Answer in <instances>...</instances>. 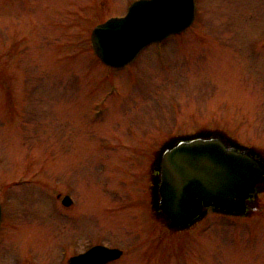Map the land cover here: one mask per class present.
<instances>
[{
  "label": "rangeland",
  "instance_id": "1",
  "mask_svg": "<svg viewBox=\"0 0 264 264\" xmlns=\"http://www.w3.org/2000/svg\"><path fill=\"white\" fill-rule=\"evenodd\" d=\"M133 1L0 0V264L93 244L123 250L107 264H264V211L175 234L149 177L160 143L199 127L264 151V0H197L183 34L109 67L90 31Z\"/></svg>",
  "mask_w": 264,
  "mask_h": 264
},
{
  "label": "water",
  "instance_id": "2",
  "mask_svg": "<svg viewBox=\"0 0 264 264\" xmlns=\"http://www.w3.org/2000/svg\"><path fill=\"white\" fill-rule=\"evenodd\" d=\"M193 17V0H139L125 17L96 26L92 44L104 62L121 66L149 42L180 32ZM262 173L264 169L253 154L225 145L221 136L183 140L163 154L160 208L173 227L189 224L206 206L244 212L246 199L252 196ZM63 203L69 204V197L65 196ZM121 253L117 248L96 245L68 262L102 264Z\"/></svg>",
  "mask_w": 264,
  "mask_h": 264
},
{
  "label": "flooded vegetation",
  "instance_id": "3",
  "mask_svg": "<svg viewBox=\"0 0 264 264\" xmlns=\"http://www.w3.org/2000/svg\"><path fill=\"white\" fill-rule=\"evenodd\" d=\"M205 135H209V132H203V133H198L197 135H195L196 137L198 136H201V137H204ZM195 136H191L190 138H193ZM226 140L230 143V144H240L241 147L239 148H247L246 145H244L243 143L241 142H237L235 141V139L231 138V137H225ZM254 152H255V155L256 157L262 162V164L264 165V151L261 150V149H252ZM264 189V175H263V178L261 180V182L258 184L257 186V190H262ZM257 195H258V192L256 194H254V196L252 198L249 199V205H248V212L247 213H250L252 212L253 210H257L259 209L260 207H262V203H260L259 201H257Z\"/></svg>",
  "mask_w": 264,
  "mask_h": 264
}]
</instances>
